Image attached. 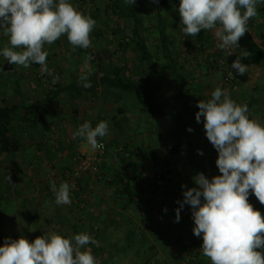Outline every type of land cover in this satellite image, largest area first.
<instances>
[{"label":"rangeland","instance_id":"374dc122","mask_svg":"<svg viewBox=\"0 0 264 264\" xmlns=\"http://www.w3.org/2000/svg\"><path fill=\"white\" fill-rule=\"evenodd\" d=\"M70 2L79 12L96 20V25L90 33L91 45L88 51L75 53L74 46L67 41V36L62 35L53 44L44 46L48 53L47 72H43L40 66L35 64L28 68L12 64L13 72H0V100L8 104L38 106L43 102L44 91L58 83L76 80L80 88L78 94L68 93L67 97L63 94L59 102L52 104L47 115L50 117L49 125L40 127V130H31L27 123L30 115L34 117L38 114L36 111L29 109L28 112L24 109L16 112L17 133L26 147L23 155L25 160L19 164V156L0 155V181L3 183L0 195L4 198L0 206L2 233L6 238H25L29 242L51 232L64 237L86 233L97 243H89L81 250L90 249L97 264H143L145 257L140 256L142 250H146V243L138 244L133 241L129 246L125 238L135 239L142 232L149 234L145 220L152 224L156 238L161 241L165 235L180 233L190 234L200 242L202 237L195 236L192 231L195 225L191 218L190 205H184L180 212V221L175 222L176 209L180 207L178 201L182 202L183 192L193 187H190L186 180H175L168 172L170 168L163 165V160L156 162L151 156V152H156L161 159L167 156V146L171 139L168 124L158 123L157 118L145 114L134 97L114 91L111 93L102 85L94 86L91 82V76L98 64L109 61L122 64L125 57L136 55L135 48L131 46L132 22L124 8L125 0ZM140 2L142 7L139 16L145 27L143 34L160 66L164 62L159 58L160 37L156 26L155 6L149 0ZM263 5L264 3L257 4V16L251 20L250 31L257 50L253 59L264 68ZM165 15L171 20H177L176 26H173L176 36L171 49L183 62L181 71L193 129L187 136L196 148L203 152V155L199 154L205 162L203 174L211 180L214 176L222 175L216 165L218 152L205 135L203 117L199 123L196 121L195 114L199 111L197 104L200 100L210 99L211 92L220 87L226 90L237 104H246L249 108L253 91L256 89L233 82L226 73L224 52L217 47L219 41L214 35V30H209L211 35L208 38H203L200 33L197 36H187L179 32L181 21L178 9ZM171 30L173 29L168 31ZM123 39L126 43L120 46ZM5 46H9L8 38L0 34V48ZM88 57L91 59L87 61L88 67L85 68ZM6 63L8 61L0 56V65ZM85 72L88 73L92 85L89 88H84L79 81L80 75ZM156 82L162 100L169 105L177 104L181 95L170 72L166 69ZM262 82L264 86V78ZM93 87L95 90H92ZM71 110H78L81 116L73 125L68 121V112ZM52 113L54 117L51 119ZM57 118L59 120L56 122ZM249 118L264 124V101L261 112L258 111L257 116ZM85 121H89L92 127L100 121H107L109 131L104 138H100L107 144L108 153L101 161L99 173L90 174L81 180L80 185L86 190L83 191L87 198H84L87 207L83 212V207L73 203V194H70V204L56 205L54 193L49 185L55 183L52 174L57 169L55 154L59 151L69 160V163H64L62 171H70L71 160L78 152L92 153L93 150L86 141L73 137V133ZM60 125H66L67 130H62ZM38 143H41L49 151L48 156L52 157L42 165L29 162L35 161L37 150H42ZM34 144L38 145L36 150L32 149ZM124 149L134 153L132 160L123 159L121 154L119 155ZM140 163L144 166L146 177L151 184L140 185L139 180L135 181L131 164ZM128 180L131 181L133 189L130 200L122 202L121 188ZM182 185L186 187L182 188ZM248 202L264 217V204H261L254 194H250ZM124 203H128L126 208ZM91 226L96 232L90 231ZM201 245L193 244L192 239L182 246L154 245V249L152 247L146 253L145 264H211L210 259L201 253ZM257 250L264 255V248ZM153 253L155 254L151 256Z\"/></svg>","mask_w":264,"mask_h":264},{"label":"clouds","instance_id":"9594fccd","mask_svg":"<svg viewBox=\"0 0 264 264\" xmlns=\"http://www.w3.org/2000/svg\"><path fill=\"white\" fill-rule=\"evenodd\" d=\"M125 3L134 5L135 0ZM261 3L264 0H180L179 32L197 36L202 30H214L217 47L231 55L230 49L240 47L247 24ZM95 25L96 20L79 12L70 0H0V34L8 38L9 45L0 48V56L9 64L24 68L35 64L47 72L45 44L66 35L71 45L87 49ZM247 56V50H242L231 64L238 75L247 71L241 62V57ZM90 59H86L85 68ZM79 81L84 88L92 86L86 72ZM197 107L196 121L203 117L205 135L218 152L216 165L222 175L211 180L203 173L196 175L197 187L184 191L183 201H178L175 222L180 221L184 205H190L193 234L202 237L201 253L211 264H264V255L257 250L264 248V217L248 202L254 194L264 204V124L250 119L248 106L237 104L220 87ZM108 131L107 121L95 127L85 121L73 137L82 138L93 151L102 150L104 144L98 138H104ZM198 154L203 152L198 150ZM50 187L56 205L71 203L68 182L59 186L53 182ZM89 243L97 241L86 233L64 237L51 232L32 242L5 238L0 264H97L90 249L81 250Z\"/></svg>","mask_w":264,"mask_h":264},{"label":"trees","instance_id":"16d2710c","mask_svg":"<svg viewBox=\"0 0 264 264\" xmlns=\"http://www.w3.org/2000/svg\"><path fill=\"white\" fill-rule=\"evenodd\" d=\"M149 2L155 6V16L157 20L156 26L160 37L159 58H161L164 63L158 66L157 56L150 50L147 44L143 34L145 29L144 22L139 16L142 3L140 0H135L134 5L125 3L124 8L132 22V35L130 40L131 46L136 50V55L134 57H125L122 64L114 61L98 64L91 76V82L94 86L102 85V87L111 93L114 91V93L134 97L145 114L151 118H157L158 123L163 124L166 122L168 124L171 131V139L170 144L167 146V156L164 159H161L158 157L156 152H151V156L156 162H161V160H163V165L170 168L168 172L175 180H186L190 187H194L196 185L194 178L196 175L204 172L205 162L199 157L198 149L193 144V141L187 136V134L190 133L188 129L191 128V123L189 119L190 109L187 103L188 97L186 95L187 93L185 91L184 79L181 71L183 62L180 60L181 57H178L171 49L172 45H174L176 36V29H174L173 26H176L177 20H171L165 15L175 9H178L180 0H158V3L153 2V0H149ZM253 18L249 20L247 24V32L240 39V47H233L230 49L231 55H229L226 50H223L226 73L228 75L229 72L232 73L230 78L233 82H238L249 88H256L264 78V68L261 66V63L256 62L255 59H253L255 51H257L253 35L250 31V25ZM171 28L173 30L168 31ZM200 35L203 38H208L211 34L209 30H202ZM122 43H126V41L123 39L119 45L121 46ZM88 49L89 48L82 49L78 46H74L75 53L87 52ZM242 50H247L248 56L246 58L241 57V62L247 65V71L241 76L231 68V64L237 57L241 56ZM89 53L91 52L89 51ZM13 69V65L9 63L0 65V72H13ZM166 69L170 72L171 76L175 79L178 85V91L181 98L177 101L178 103L175 102L177 104L169 105L162 100L159 95L156 80ZM78 85L79 82L76 80L64 84L58 83L53 85L44 91L42 104H39L38 106L32 105L28 107V109L36 112L38 111V113L41 112V110L48 112L52 108V104L55 101H60L59 98L63 94L66 97L68 96V93L78 94L80 92ZM92 90H95V87H93ZM65 96L64 99H66ZM24 108L25 107L22 104H8L6 101L0 100V155L2 156L23 157L26 151L24 143L18 136L16 126V112ZM75 114H78V110H75ZM39 116L40 117L34 115L33 119L28 121L31 128L43 118L40 113ZM98 142L104 141L98 138ZM104 144L106 146V153L102 157H99V161L94 170L82 172L77 176L75 175L78 169L79 161L91 155L90 153L78 152L73 156L74 159L71 160V166L69 167L70 171H62L59 175H53L57 186H59L62 182H68L70 184V194H73L74 196L73 203L80 205V208L83 207L81 208L83 212L84 210L86 211L87 202L84 200L86 196L84 191L86 190L84 188L82 189V186L80 185L82 183L81 180L90 174L99 173L101 161L104 160L108 153L107 144L105 142ZM125 149H127V146ZM120 154L121 157L126 160H132L134 155V153L130 150L121 151L119 155ZM131 168L133 170V175H135L136 182L140 181V185H144V183L151 184L150 180L146 177L144 166L141 163L140 165L131 164ZM2 187L3 183L0 181V194ZM131 189H133L132 183L128 180L126 185L121 188L122 202L130 200ZM3 199L4 198L0 195V206ZM127 204L128 203H124L125 208L127 207ZM144 224L147 227L146 230L150 232L149 234H147V232H142V234L135 239L125 238V242H127V245L129 246L133 243V241H136L138 244L146 243L144 245L146 250H142V254L140 256L145 257L143 264L147 261L146 253H148L150 248L153 247L154 249V245H159L160 247H168L169 245L182 246L191 239L193 244L203 243L202 239L199 242L196 239H193L190 234L184 235L180 233H175L173 236L165 235L163 236V241H161L156 238L155 231L152 229V224L147 220H145ZM2 225V214L0 210V246H3L6 238V236L2 233ZM90 231L96 232L93 226L90 227ZM154 254L155 253L150 255L153 256Z\"/></svg>","mask_w":264,"mask_h":264},{"label":"crops","instance_id":"0c3cea01","mask_svg":"<svg viewBox=\"0 0 264 264\" xmlns=\"http://www.w3.org/2000/svg\"><path fill=\"white\" fill-rule=\"evenodd\" d=\"M262 81H263V79H262ZM260 82L259 83V85L256 87V88H253V90L254 89H256L255 91H253V97L251 98V102H250V107L248 108V111H249V116L250 117H254V116H257V114H258V111H260L261 112V108H262V101H264V86H263V82ZM25 107V106H24ZM26 108H28V107H25L24 109L25 110H27L28 112H30V110L29 109H26ZM24 109H22V110H24ZM34 111V110H33ZM49 112V111H48ZM48 112H45L44 110H41V112H39L40 114H41V116L43 117L40 121H38L37 122V124L34 126V127H32V128H30L31 130L33 129V130H40L41 128L40 127H47L48 125H49V116H47L48 115ZM37 113H38V111H37ZM39 113L38 114H36V116H38V117H40L39 116ZM50 114V113H49ZM71 116H72V118H71ZM54 117V114L52 113V116H51V119ZM27 118V120H28V116L26 117ZM81 118V116H80V114H78V117H76V114H75V111L74 110H71V111H69L68 112V121H69V123L70 124H72L73 125V122H76V121H79V119ZM33 119V116H29V120H32ZM59 119L57 118V120H56V122L58 121ZM261 120V119H260ZM258 121V120H257ZM28 123V122H27ZM63 124H65V123H63ZM28 125H30V123H28ZM25 126H26V124H25ZM60 127L62 128V130H67V126L66 125H64L63 127L60 125ZM41 142H42V140H41ZM27 145H29V144H27ZM38 145H41V143H38ZM38 145L37 144H34L33 145V147H32V149H34V150H36V148H38ZM40 147V146H39ZM41 147L42 148H40V149H42L41 151H36L35 152V154H37V157H35V161H32V160H30L29 162L30 163H32V164H37V165H42L43 163H47V162H49V160H51V158L52 157H49L48 156V153H49V151L45 148V147H43L42 145H41ZM62 151H59V153H57V154H55L56 155V159L57 160H55L56 161V167H57V169H56V171H55V173H53L52 175H59V174H61V172H62V167H64V163L66 162V163H69V160H68V157H66V156H62ZM67 156H69L68 154H67ZM6 157V156H5ZM8 157V156H7ZM20 157V156H19ZM25 160V158H23V157H21V159L18 161V159H17V162H19V164L22 162V161H24ZM75 165V164H74ZM73 165V166H74ZM68 166H69V164H68ZM51 175V176H52ZM86 182V181H85ZM87 187V186H86ZM89 190V189H88ZM87 190V191H88ZM87 196H88V193H87Z\"/></svg>","mask_w":264,"mask_h":264},{"label":"built area","instance_id":"2783aa9c","mask_svg":"<svg viewBox=\"0 0 264 264\" xmlns=\"http://www.w3.org/2000/svg\"><path fill=\"white\" fill-rule=\"evenodd\" d=\"M104 144V142H101ZM106 153V146L102 150L97 149L91 153V155L81 159L78 164V169L75 175H79L82 172L92 171L96 168L99 161V157H102Z\"/></svg>","mask_w":264,"mask_h":264}]
</instances>
